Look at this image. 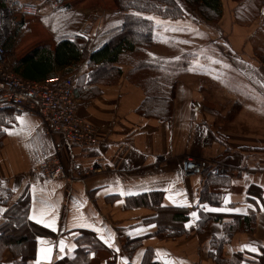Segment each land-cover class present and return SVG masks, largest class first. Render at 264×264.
Instances as JSON below:
<instances>
[{"label":"crops","instance_id":"0c3cea01","mask_svg":"<svg viewBox=\"0 0 264 264\" xmlns=\"http://www.w3.org/2000/svg\"><path fill=\"white\" fill-rule=\"evenodd\" d=\"M222 3L223 17L216 27L188 16L153 18L158 26L205 32L229 66L216 72L220 91L215 94L210 92L215 82L205 73L191 71V79L189 70L182 72L166 122L141 110L147 92L130 78L132 65L119 66L122 76L109 85L90 83L93 69L87 61L66 77L77 79V116L95 127L98 145H68L61 134L48 131L38 114L15 109L0 113V227L12 207L28 201V219L45 232L37 238L36 257L29 264H57L79 249L78 239L85 233L96 239L87 245L95 249L91 264H142L148 249L156 264H218L210 255L215 252L213 240L225 237L224 224L234 217L250 215L255 216L254 231L234 234L221 256L233 264H264V64L259 57L264 55V2ZM87 37L95 50V36ZM41 38L28 39L30 45L24 48L9 39L5 49L10 64L44 44ZM151 57L148 52L146 58ZM222 91L232 98H222ZM222 101L232 103L236 111L232 116L227 111L221 119L216 115L215 121L206 108ZM57 151L66 176L43 180L36 168ZM186 157L210 170L218 165L232 170L230 176L215 175L219 182L210 186V193L218 196L215 200L200 201L202 174L183 176ZM156 193L164 195L163 208L188 211L186 235L171 238L161 232L154 209L128 207L130 199ZM206 213L219 220L201 226ZM138 239L142 243L137 249H125L128 241ZM13 263L6 251L4 264Z\"/></svg>","mask_w":264,"mask_h":264},{"label":"trees","instance_id":"16d2710c","mask_svg":"<svg viewBox=\"0 0 264 264\" xmlns=\"http://www.w3.org/2000/svg\"><path fill=\"white\" fill-rule=\"evenodd\" d=\"M181 1L187 6L183 8ZM121 23L114 29L104 33L107 39L95 50H92V39L77 34L73 38H60L53 47L50 44H40L29 50L22 58L10 64L9 69L17 77L24 80L41 83L56 77H66L69 72L82 62H89L93 69L90 83L115 84L123 72L119 66L130 64L134 67L130 78L143 84L147 99L141 110L159 121L170 120L172 114V100L175 96V84L180 72L187 71L191 64V55L178 61L172 58L147 59L140 58L158 45L155 38L154 19L181 20L193 15L209 24H218L223 17L222 0H114ZM1 3L0 6H6ZM24 21H20L19 28ZM204 24V23H203ZM19 30V29H18ZM174 54V53H173ZM171 56V55H170ZM194 56V55H192ZM264 64V55H260ZM3 110H0V113ZM204 185L200 192V201L215 200V194L210 193V186L219 182V178L212 174L210 168L201 173ZM163 193L150 196L135 197L129 200L128 207H148L159 212L161 232L171 238L186 235L185 225L189 221L188 211L185 209H165L162 207ZM168 213V214H167ZM167 214V215H165ZM219 220L217 216L202 214L198 224L206 226L209 222ZM225 237L213 240L215 252L210 253L218 264H233L221 256L223 245L240 231L253 232L255 216H236L232 223L224 224ZM45 234L42 228L28 219V201H21L6 213L5 223L0 227V264H4V254L9 251L13 264H29L36 257V241ZM82 240V241H81ZM96 242L94 236L85 233L78 239L80 247L71 255L66 256L57 264H91L93 247L89 242ZM142 243L141 239L130 240L125 246L127 251H134ZM154 252L146 251L142 264H156L153 262Z\"/></svg>","mask_w":264,"mask_h":264},{"label":"rangeland","instance_id":"374dc122","mask_svg":"<svg viewBox=\"0 0 264 264\" xmlns=\"http://www.w3.org/2000/svg\"><path fill=\"white\" fill-rule=\"evenodd\" d=\"M11 1L12 0H0V4L3 2L8 5ZM22 1L33 2L35 0ZM39 1L43 3L41 17L39 19L25 20V27L23 25L21 28L18 26L20 18L16 17L15 19L14 31L10 39H14L15 43L17 41V45L22 46L21 48L28 47L30 43L27 40L35 38V36H42L41 40L44 44L48 43L54 47L57 40L60 38H73L77 34H85V36L88 34L94 35L95 39L93 40V44L95 47H98L107 39L104 33L109 29L118 27L121 23V16L117 12L114 0H65L63 6L58 11H53L51 9V0ZM256 1H260V3L264 2V0ZM181 4L183 8L187 10L185 3L181 1ZM261 16L262 21H264V13ZM188 17L199 24L197 17L193 15H189ZM202 22L204 23H202L203 25L216 27V24ZM154 27H156L155 38L158 39L159 42L157 46L149 51L152 54L151 59H169L171 53H174V55L177 56L172 59L180 61L182 58L187 57L185 54L199 55L198 57L191 55V64L188 66L190 78L193 79V77H195L191 71L200 72L201 74L205 73L207 77H210V81L212 80L215 82L211 83V94L220 91L217 86L219 80L217 79L218 76H216V72H218V70H223V68L225 71L229 66L227 60L218 53L221 48L217 46L216 41H213L209 35L202 31L194 30L189 32L168 25L158 26L157 23L154 24ZM18 29L19 32H17ZM28 34H31V38ZM140 58L146 57L141 55ZM11 61L9 53H7L8 66H10ZM184 61H188V57ZM181 73L182 72H180V74ZM220 93H222V98H232L227 91H222ZM210 97L212 96L210 95ZM209 106L210 109L206 108V111L208 115L210 114L209 117L213 119H215L216 115L219 116L220 119L225 118L227 111H230L229 114L232 116L234 109L236 111L232 103L227 105L224 101L220 104L214 102Z\"/></svg>","mask_w":264,"mask_h":264},{"label":"built area","instance_id":"2783aa9c","mask_svg":"<svg viewBox=\"0 0 264 264\" xmlns=\"http://www.w3.org/2000/svg\"><path fill=\"white\" fill-rule=\"evenodd\" d=\"M65 0H51L53 11H58ZM43 3L12 0L0 6V110L15 109L22 114L40 115L49 132L61 134L71 146H94L99 144L95 127L77 116L78 101L75 93L78 82L75 77H56L34 83L17 77L7 63L6 42L14 31L16 17L20 20H37L41 17ZM205 170L203 163L186 157L182 165L184 177H192ZM36 172L43 180L56 181L65 178L59 151L41 162ZM216 176H230L232 170L225 165L211 170Z\"/></svg>","mask_w":264,"mask_h":264},{"label":"snow or ice","instance_id":"6c2138e0","mask_svg":"<svg viewBox=\"0 0 264 264\" xmlns=\"http://www.w3.org/2000/svg\"><path fill=\"white\" fill-rule=\"evenodd\" d=\"M193 215H195V214H193ZM33 219H35V217H32ZM50 227L52 226V225H49ZM61 250H63V249H61ZM253 251L255 250V249H252ZM48 251L50 252L51 251V249H48Z\"/></svg>","mask_w":264,"mask_h":264}]
</instances>
